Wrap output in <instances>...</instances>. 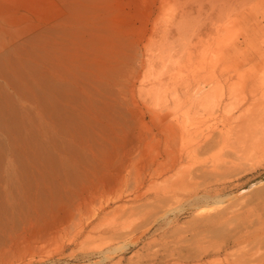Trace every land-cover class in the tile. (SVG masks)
<instances>
[{
	"label": "rangeland",
	"instance_id": "obj_1",
	"mask_svg": "<svg viewBox=\"0 0 264 264\" xmlns=\"http://www.w3.org/2000/svg\"><path fill=\"white\" fill-rule=\"evenodd\" d=\"M219 36L234 40L225 44L234 51L224 77L207 58ZM263 59L264 0H0V243L11 247L0 253L8 264L104 256L102 264H262L256 242L216 254L227 233L196 232L192 211L166 222L159 205L185 206L205 188L235 209L264 199V154L236 175L181 188L191 162L172 164L185 148L181 122L191 137L219 124L218 113L187 103L200 83L250 81L227 108L238 115L261 96ZM249 215L259 222L263 207ZM107 242L128 246L104 255Z\"/></svg>",
	"mask_w": 264,
	"mask_h": 264
},
{
	"label": "bare ground",
	"instance_id": "obj_2",
	"mask_svg": "<svg viewBox=\"0 0 264 264\" xmlns=\"http://www.w3.org/2000/svg\"><path fill=\"white\" fill-rule=\"evenodd\" d=\"M214 26L216 27L215 28L216 30L215 29L213 30V31H215V33L220 34L221 30L223 31V29L221 27H217L216 25H214ZM223 28L226 29V27H223ZM224 31L226 32L229 30H224ZM226 34H228V33L226 32ZM215 36H217V35H215ZM234 39H238V38L235 37ZM215 40H216L215 41L216 47H215V50H213V57L209 58L207 56L209 53L207 54V52H206L207 55H205V53H203L204 51H202L201 53H203L204 55L202 57L201 56L202 54H201L200 56L202 58L199 57V59L203 60L205 58V56H207V58L209 59V62L211 60V62L213 64L212 65V67H213V73L212 74H216L217 76L218 75L220 76V74H221V76L224 77L225 72L227 73V71H231V69L230 70H227V69H229L228 65L231 62L232 52L234 51L233 48L231 47L232 45L229 44V46H227L225 44L229 43L233 39L230 40L229 42L224 43L225 41H222V38H220V36H219V39L217 38ZM207 47H206V49L209 50V48H207ZM207 58H205L203 62H205V63L208 62ZM201 61L199 60L200 65L203 64ZM263 61H264V59H263ZM233 64L235 65V63H233ZM209 70L211 71L212 69H209ZM201 74H203V73H201ZM201 74H199V75H201ZM218 79H220V78L216 77V78H214V80L209 79L210 82H209V86L207 89L201 87V85H202L201 83H200V85L198 84L199 85L198 93L194 96V98L192 100H187V103L191 107L195 108V110L202 115H204V114L207 115V113H214V114L218 113L219 115H218V117H216L217 119L216 118L215 119L218 120V123L220 125L218 124L216 126V128L211 129V130H207V131H205V130H202V131L198 130V132L195 131V133H194L195 136L193 135L194 137H191V134H189L190 130H189L188 120H186L185 122H181V123H183L182 124L183 128L181 129V131L183 133V140L185 141V143H184L185 148H184L183 152L179 155V157L175 158L176 160L172 159V160H174V161H172V164L175 165V164L182 163V162L183 163L191 162V167L187 168L188 170H186V174L183 177L184 179H182L181 184H178L179 188L185 187L186 185H188L189 182L194 181V180L199 179V178H202L204 180L205 179L207 180L209 178H213L215 180V182L219 181V180H223L222 178H225V176L229 173H230V175H231V173L235 174V172H237V171L239 172L241 169H244V167H245V169H247V167H249L251 165V163H249L250 160H254L258 156L264 154V82L261 83V85H260V88L262 91L260 98L258 97V99H255L253 101L251 100L252 103L255 102V104L251 105L252 108L240 111L238 115H235L233 113L235 115V116H233V115L227 114V108L229 106L231 107V103H233V100L236 101L235 100L236 98L238 99V101L240 100L238 97H236L237 91H238V89H240L239 87L244 86L245 82H246L245 85H248L247 83H249L250 81L248 82V80L247 81L242 80V81H238V82H232L233 81L232 77H230L229 80L225 79L223 81H220ZM246 87L247 86H245V88ZM242 91L243 92L245 91V89H243V87H242ZM253 97L252 98L250 97V99H253ZM245 99L247 100L246 97H245ZM235 103H233V104H235ZM247 103L245 101V103H243L244 106H245V104L247 105ZM248 105H249V103H248ZM240 107L241 106H239V108ZM245 107H247V106H245ZM236 110L237 109H235V111ZM215 123H217V122H215ZM210 126L212 127V125H210ZM204 156L207 157V161L204 164V166H202V165H198V167H197V165L194 166L195 161L199 157H204ZM219 157H221V158H219ZM259 158H261V156L258 157V159ZM241 172H243V170ZM214 180H212L211 182L213 183ZM224 184H222V185H224ZM211 192H212V190H209V188H205L202 191H198V190L191 191V194H190V196H188L189 198L187 199L185 206H181L179 208H177V206H174L171 199H164V201H162L163 204L161 203L162 205H159L160 206L159 208H161V206H163L160 209V210L163 209V212L161 211L163 213V215H162L163 219L166 222H171V219H170L171 216H175L177 219V216L179 213H181V212L187 213L189 211H192L193 212V214L191 216L192 220L190 222H193L194 228H195L194 230L196 232L199 231L200 234H201V232L214 233V234L216 232L227 233L228 237L224 240V242L221 244V246H219L216 254H219L222 251L225 252L229 248H233V247L245 244L246 242L248 243L250 241L256 242V244L260 248L264 249V215L261 217L260 220H258L259 222H255L254 220H251L250 215H249L250 211L253 208L263 207V211H264V199L258 197L259 200L257 203H254L255 205H254V207L252 206L253 208L251 207V204L247 203L244 207L239 208V209H235V207H232L230 205H225L226 204L225 198L222 195H220L217 192L212 194ZM137 197H140V196H137ZM159 201H160V199H159ZM210 202H212L213 204H215V206H218V207L216 209H211L209 207H206V206H208L207 204H209ZM201 205H204L205 207L201 208ZM155 207H156V205H155ZM159 208L157 206L158 212H159ZM159 215H161V214H159ZM3 226L4 225L2 224V230L4 229ZM0 227H1V225H0ZM6 227H8V226H6ZM139 227L141 229V227H143V226L140 225ZM108 229H109V231L110 230L114 231V230L110 229V227ZM136 229H137V227H136ZM131 230H133V229H131ZM135 230H134V232H135ZM79 231H80V229H79ZM97 231H98V229L95 232L99 234V232H97ZM95 232H94V234H95ZM100 232H102V230ZM114 232H116V231H114ZM129 232L134 233L133 231H130V230H129ZM222 233L220 234L221 236L224 235ZM118 234H119V232L117 233L116 236L119 238ZM127 234H129V233H127ZM97 235H95V236H97ZM101 235H104V234H99L97 237H100V238L105 237V236H101ZM107 235L108 236H106V237L115 236V235L111 236L110 234H107ZM125 235H126V232H125ZM116 236L114 237L113 241L118 239ZM10 237L11 236H9V238ZM110 237H109V239H110ZM142 237H144V236H142ZM5 238H7V237H5ZM12 238H13V236H12ZM16 238H15V240H17ZM124 240H126V239H124ZM12 241H14V240L12 239ZM110 241H111L110 243L112 244V240H110ZM125 242H128V241H125ZM131 242L134 243L133 241H130V243ZM110 243L107 242V246H106L107 248H108V244L110 246ZM0 245H1V243H0ZM12 245H14V244L12 243ZM20 245L23 246L22 244H20ZM31 245H34V243ZM1 246H3L2 247V250H3L4 245H1ZM17 246H19V245H17ZM17 246H15V247H17ZM127 246L128 245H125V244L122 245L121 247L119 246V248H112L110 246L112 249H108V250L106 249V252H104V255H107V254L108 255L109 254L115 255L114 253L127 248ZM31 247H33V246H31ZM5 248H11V247L6 244ZM5 248H4V250H6ZM17 248H16V250H19V252H20L21 250L19 248L18 249ZM104 249H105V247H104ZM8 250H10V249H8ZM34 250L37 251L38 249L34 248ZM15 251L13 250V253ZM62 251L60 250V252H62ZM4 252L7 253V251H4ZM4 252L0 253V264H8L9 263L8 261H10L11 257L4 255ZM10 252H12V251L10 250ZM10 252L8 251L9 255H10ZM19 252L16 251L17 254H19ZM38 252H41V251L38 250L37 253ZM97 252H99V249ZM100 252H101V250H100ZM124 252H126V251H124ZM16 253H14V254L16 255ZM25 253H28V252L26 251ZM32 253L34 254V252H32ZM102 253H103V251H102ZM41 254L42 255L44 254V256L46 255V253H41ZM11 255L15 256L12 253H11ZM35 255H37V254H35ZM58 255H60V254H57V256ZM63 255L64 254H62V256ZM92 256H93V254H92ZM99 256H100V254H99ZM37 257H39V255ZM109 257L110 256H104L103 259L100 258L101 260L98 261L99 262L98 264H100V263L102 264L103 261L106 262L107 260H109ZM18 258H20V256H18ZM45 258H47V257H45ZM59 258H60V256H59ZM39 259L41 261H43L41 259V257ZM39 259L36 261H39ZM15 260H16V257H15ZM18 260L19 259H17V262H18ZM27 260H29V258ZM31 260H32V258H31ZM113 261H114V259H113ZM15 262H14V264H17ZM115 262H117V261H115ZM28 263H31V262L28 261ZM32 263H33V261H32ZM47 263L52 264L51 261L47 262ZM10 264H12V263H10ZM40 264H45V263L40 262ZM89 264H91V262ZM108 264H109V262H108ZM262 264H264V262Z\"/></svg>",
	"mask_w": 264,
	"mask_h": 264
}]
</instances>
